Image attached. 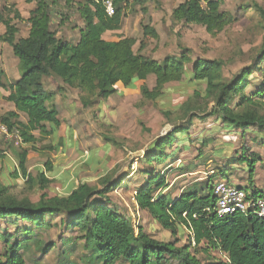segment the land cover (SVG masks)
<instances>
[{"label":"trees","instance_id":"obj_1","mask_svg":"<svg viewBox=\"0 0 264 264\" xmlns=\"http://www.w3.org/2000/svg\"><path fill=\"white\" fill-rule=\"evenodd\" d=\"M25 1L35 4L28 18L27 37H17L20 30L14 21L22 20V15L15 5H5L0 11V24L6 26L1 39L13 48L21 69L20 78L8 86L7 100L13 102L16 109L1 115L0 123L11 131L17 129L22 139V145L14 151L18 161L14 176L23 178L31 190L36 187L42 194L38 201H33L29 196L17 193L13 186L3 182L0 172V220L13 225L28 224L16 226V238L9 232L0 233V239L5 243L0 264H26L24 248L31 242H40L37 234L35 241H31L32 227L47 230L55 225L77 231L88 252L79 263L67 261L66 264H202L197 254L202 250L219 251L225 261L216 264H264V217L254 208L220 217L215 211L216 182L211 178L195 181L174 196L167 191V172L157 169V166L176 159L187 141H196L189 135L195 119L215 116L225 125L242 129L253 127L264 133V44L252 64L226 80L223 60L199 58L194 61L187 48H181L179 55H170L162 61L144 54L147 41L159 38L151 19L143 24V39L138 50L135 49L136 38H104L106 32L121 29L126 8L131 4L141 6L147 13V7H143L145 3L158 0H114L116 13L113 16L106 13L102 1L77 2L83 22L77 43L59 37L52 28V8L59 0ZM65 3L70 5L71 1L65 0ZM244 10L249 15L258 12L264 19V8L258 2L250 7L245 5ZM172 18L180 23L202 25L213 36L237 19L223 9L222 0H185L173 10ZM257 74L262 80L248 90L251 77H257ZM151 75L155 76L153 88L146 83ZM45 77L60 79L65 86L77 89L85 108H92L99 99L108 100L118 92L119 85L129 90L135 89L140 82L138 90L146 101L162 98L170 83L188 79L201 86L195 90V99L190 98L181 105L185 122L153 141L143 160L150 167L140 171L144 181L136 189L139 209L147 211L158 225L176 237L174 242L153 237L115 209L109 193L126 183L123 176L115 177L117 166L99 179L100 187L84 182L68 196H50L45 191L52 180L46 171L40 170L36 176L28 171L29 154L39 153L41 141L58 137V144L48 149L56 150L63 145L62 137L55 136L63 122L56 106H49L54 99L45 89ZM205 101L207 108L202 106ZM22 113L26 120L22 119ZM175 144L177 146L173 148ZM202 145H207V139L203 138ZM247 154V151L242 152L239 161L242 164L244 160L249 161L248 178L252 183L259 156ZM1 156L3 150H0ZM45 168L52 171L50 160L45 162ZM213 174L226 173L222 167ZM243 189L247 191V187ZM248 193L250 197H264V191L257 189L252 188ZM55 219H59V223H55ZM181 229L189 231V238L185 245L177 246ZM23 230L28 231L25 235L32 237L29 241L20 238L19 233ZM55 245L48 243L44 252H49ZM63 252L67 255V250Z\"/></svg>","mask_w":264,"mask_h":264},{"label":"rangeland","instance_id":"obj_2","mask_svg":"<svg viewBox=\"0 0 264 264\" xmlns=\"http://www.w3.org/2000/svg\"><path fill=\"white\" fill-rule=\"evenodd\" d=\"M70 1L71 4L67 5L65 0H59L58 4L52 8V28L57 31L59 37L75 43L79 39V28L83 26L77 11V2L85 0ZM183 1L185 0L149 1L143 6L147 7V13L141 6L131 4L126 8L121 29L109 31L105 33L104 37L107 40H116L124 36L136 38L138 42L135 49L138 50L143 39V24L151 19L152 26L159 32V38L149 39L143 53L158 61H162L170 55H179L181 48H187L194 61L199 58L223 60L225 62L223 76L226 80L231 79L243 67L253 63L264 44V19L258 12L247 14L244 6L250 7L251 4L258 2L264 8V0H222L223 9L230 11L237 19L216 36L210 34L202 25L180 23L173 20V10ZM5 5H15L24 15L23 20L17 24L21 31L20 35L27 33L30 27L27 17L35 4H27L24 0H0V11ZM1 41L0 47L3 46L4 51L2 56L5 57L7 65L13 70L9 72L13 76L17 73V76H21L20 66L15 67L12 61V57L16 58L12 48L4 40ZM188 67H191V64ZM0 72L3 73L1 69ZM251 78L252 84L248 90L253 89V85L262 80L260 74ZM47 79L48 77L44 78L46 91L53 94L52 100L55 99L58 116L63 122L60 131H56L55 136H59L60 133L63 145H60L56 150L48 149L51 145L58 144V137L41 141L38 157L28 163L30 173L36 176L40 170L46 169L45 162L50 160L53 166L52 171L55 170L54 175L56 176L50 178L51 171L44 170L52 180L45 192L50 196H55L67 194L84 182L100 187L99 179L117 166L118 171L115 177L123 176L126 183L115 187L109 193L115 209L130 217L136 227L142 226L153 237L162 241L174 242L176 237L158 225L148 212L139 209L135 200V190L144 181V175L140 171L150 167L143 160L153 141L166 135L176 125L185 122L184 110L181 109V105L190 98L195 99V90L200 89L201 86L194 85L188 79L170 83L162 98L156 101H146L138 90L140 85L138 82L135 89L125 90L122 88L119 93L114 94L108 100L99 99L92 108H85L79 100L77 89L65 86L61 82L51 89ZM4 81L8 83L9 78L5 77ZM146 83L150 88H153L155 76H149ZM58 87H62V89L57 92ZM56 95L58 97L55 98ZM202 106L206 107L207 102L205 101ZM211 126L218 127L215 117L195 119L189 135L197 141H187L184 147L188 148L180 150L176 159L165 165L157 166L158 170L167 172L170 186L168 191L174 196L179 195L183 189L198 180L211 178L212 182L226 181L230 170H227L225 176H213L212 171L216 170L218 173L227 159L231 157V159H235V150L239 152L240 156L242 152L247 151L248 156L255 152L262 155L264 159V148L253 144L254 138L249 135L252 129L239 128L240 132L236 134L234 130L230 129L231 125H226L227 131H224L223 138V129H215ZM0 136L8 150L14 152L17 149L10 140H6L4 135L0 134ZM205 136L208 137V140L207 145L203 146L202 141ZM232 140H237L233 143L234 148L229 144ZM71 141L72 144H69ZM67 142L68 148L66 147ZM176 146L175 144L173 148ZM65 148V156H61ZM221 150L222 156L220 157ZM200 153L203 154L202 159L199 157ZM244 162L247 164L249 161L244 160ZM260 162L264 164V160ZM1 163L3 182L13 186L17 193L27 195L33 201H38L42 191L36 187L31 190L23 178L14 176L7 161L3 160ZM179 165H182L183 168L180 169ZM236 165L231 166L237 169V171H232L234 172V181L246 180L247 182L248 171L242 170L238 166L239 164ZM69 181L71 184L68 189L63 190ZM263 182L264 167L262 166L257 171L254 183L260 185ZM247 191H251L250 187H247ZM56 222L59 223V219H55ZM26 225L28 224L24 222L13 225L0 220V233L9 232L16 238V226L24 227ZM32 229L33 239L31 241H35L34 235L37 234L40 242L39 244L31 242L24 248L26 264H63L64 262L66 264L67 261L68 263L69 261L79 263L80 258L88 253L85 250L84 242L78 238L77 231L65 230L60 225L51 226L47 230H38L34 227ZM26 233L28 231H21L20 238L29 241L32 237L25 235ZM188 238L189 231L181 229L178 234L180 240L177 246L185 245ZM52 242L56 245L49 252H44L46 245ZM4 248L5 243L0 239V254ZM64 250H67V255L63 252ZM197 254L202 264H216L225 261L223 255L217 250H210V252L202 250Z\"/></svg>","mask_w":264,"mask_h":264},{"label":"crops","instance_id":"obj_3","mask_svg":"<svg viewBox=\"0 0 264 264\" xmlns=\"http://www.w3.org/2000/svg\"><path fill=\"white\" fill-rule=\"evenodd\" d=\"M25 1V0H24ZM26 2V1H25ZM27 3V2H26ZM27 4H34V3H27ZM34 8V7H33ZM32 8V9H33ZM31 9V10H32ZM19 10V9H18ZM20 11V10H19ZM21 13V12H20ZM22 15V14H21ZM30 15V14H29ZM23 18H24V15H22V20H23ZM29 17H27V19H28ZM20 20L18 19V20H15L14 21V23H16V25L19 27V25L17 24V22H19ZM30 24V23H29ZM19 30H20V28H19ZM29 30H30V27H29ZM29 30H28V32L27 33H23V35H20L21 34V31H19V33H18V35H17V37H27L28 36V34H29ZM6 32V26L5 25H3V24H0V37H2L3 35H4V33ZM109 32V31H108ZM107 33V32H106ZM105 35V34H104ZM79 36H80V34H79ZM105 38V37H104ZM106 39V38H105ZM2 39H0V42H2L1 41ZM79 40V39H78ZM115 40V39H114ZM116 40H119V39H116ZM78 41H76L75 43H77ZM72 43H74V42H72ZM10 46V45H9ZM11 47V46H10ZM12 48V47H11ZM12 50H13V48H12ZM0 51H1V53H0V69L3 71V73H1L0 72V76H1V79H0V116L1 115H3V114H5L6 112H9V111H14L16 108H15V104L13 103V102H10V101H8L7 100V96L9 95V93H10V90H9V85L11 84V83H13L14 81H16V80H18L19 78H20V76H17L18 75V73L17 74H15V76H13V74H11V72H9V71H13L12 70V68H10L9 67V65H7V63H6V61H5V57L4 56H2L3 55V53H4V51H3V46H1L0 47ZM3 51V52H2ZM17 58V57H16ZM15 57H12V61H13V63H14V65H15V67H18L19 66V59L17 60ZM5 77H8L9 78V81H8V83H5V81H4V78ZM47 82L48 83H50V88L52 89V87L53 86H56V85H58V83L59 82H61V83H63L60 79H55V78H52V77H48V79H47ZM2 83V84H1ZM3 85H6V87L5 86H3ZM44 86H45V82H44ZM122 88H124V87H122ZM122 88H121V85H119L118 86V92L117 93H119V91H121L122 90ZM46 89V88H45ZM125 90H127L126 88H124ZM61 89L58 87L57 88V92L58 91H60ZM56 93V92H55ZM56 97H58V95H56L55 96V98ZM54 99V98H53ZM52 104H54L55 105V99L53 100V103H51L50 105H52ZM56 106V105H55ZM21 116H22V119L23 120H26V116L22 113L21 114ZM215 117V116H214ZM209 118H213V117H209ZM215 120H217V123H218V127H214V126H211V127H213V128H215V129H217V128H222L223 129V138H224V131H227L226 130V128H225V124L219 119V118H217V117H215ZM230 129H232V130H234V132L236 133V134H238L239 132H240V129L239 128H235V127H233V126H231V128ZM248 129H252L251 130V133H249V135H251L253 138H254V143L253 144H255V145H260L261 147H263L264 148V133L263 132H261V131H259L258 129H256V128H253V127H251V128H248ZM59 131H60V129H59ZM254 132H255V134H254ZM245 134V133H244ZM247 134V133H246ZM59 136H60V133H59ZM199 138V137H198ZM199 139H201V138H199ZM204 139H207L208 140V137L207 136H205V138ZM3 140V138L0 136V150L2 151L3 150V156H1L0 157V172H2L1 171V167H2V161L4 160L5 162L7 161L9 164H10V166H11V168H12V171L14 172L15 171V169L17 168V165H18V161H17V157H16V154H15V152H11L10 150H8L5 146H4V142L2 141ZM7 140V139H6ZM224 141H225V139H223ZM8 141V140H7ZM197 141V140H196ZM235 142H237V140H232V142L231 143H229L230 144V146H233V148L235 147L234 145H233V143H235ZM69 144H72V141L71 142H69ZM69 144H68V142H67V148H68V146H69ZM224 146H226V145H224ZM16 147V146H15ZM227 147V146H226ZM183 148H188V147H184L183 146ZM223 148V147H222ZM239 148V147H238ZM241 148V147H240ZM66 150V148L64 149V151L62 152L63 154L61 155V156H65V151ZM255 153V152H254ZM178 154H179V152H178ZM201 154V153H200ZM216 155V154H215ZM258 156H259V162L257 163V165H256V172H255V176H254V180H255V177H256V174H257V171L258 170H260L261 168H262V166L264 167V164H263V162H260V161H263L264 159L262 158L263 156L262 155H260V154H257ZM222 156V150H221V154H220V157ZM241 156H242V154H241ZM240 155H239V152L238 151H236L235 150V159H231V158H229V159H227V161L224 163V164H222V166H223V168H224V170H225V173L226 174H224V175H221V176H225V175H227V170H230V173H229V176H228V178H227V180H229L232 184H234V185H236V186H240V187H250V189H257L258 191H264V182H263V184H261L260 183V185L259 184H255L254 183V181L252 182V183H250L249 182V178H248V180H247V182H246V180H238L237 182H235L234 181V179H233V174H234V172H232L233 170H235V171H237V169H235L234 167H231V166H234V165H236V164H239L238 166L240 167V168H242V170H247L248 171V176H249V167H248V164H245V163H241V161H239V157H241ZM38 157V153H35V152H31L30 154H29V161H28V163L32 160V159H35V158H37ZM200 157V156H199ZM202 157V156H201ZM200 157V159H202ZM170 162V161H169ZM168 163V162H167ZM165 165V164H164ZM180 166H182V165H179V168H180ZM237 166V165H236ZM183 167V166H182ZM180 169H182V168H180ZM45 170V169H44ZM43 170V171H44ZM28 171H29V166H28ZM55 171V170H54ZM54 171H51L50 172V175L52 176H50V178H54L56 175H54ZM216 170H213L212 171V174L215 172ZM30 172V171H29ZM2 174V173H1ZM68 175V174H67ZM60 178H62V177H60ZM66 181V180H65ZM247 183H249V185H247ZM5 184H7V183H5ZM9 184V183H8ZM71 184V182L69 181V182H67L66 183V185H65V187L63 188V190L64 189H68V186ZM80 185V184H79ZM78 185V186H79ZM77 187V186H76ZM76 187H74V188H76ZM73 188V189H74ZM72 189V190H73ZM169 189H170V186H169ZM169 189H167V191L169 190ZM72 190L69 192V193H67V194H64V195H60V196H68V195H70V193L72 192ZM136 191V190H135ZM135 195H136V193H135ZM176 196H178V195H176ZM137 204V203H136ZM138 206V205H137ZM141 211H143V212H147V211H145V210H141ZM153 218V217H152Z\"/></svg>","mask_w":264,"mask_h":264},{"label":"built area","instance_id":"obj_4","mask_svg":"<svg viewBox=\"0 0 264 264\" xmlns=\"http://www.w3.org/2000/svg\"><path fill=\"white\" fill-rule=\"evenodd\" d=\"M96 1H102L109 16L116 13L114 0ZM0 134L10 140L14 146L19 147L22 145V139L17 129L11 131L5 124L0 123ZM214 192L217 198L215 211L218 216L222 217L235 212H247L249 209L254 208L259 216L264 217V197H250L246 190L232 184L229 180L216 182Z\"/></svg>","mask_w":264,"mask_h":264}]
</instances>
